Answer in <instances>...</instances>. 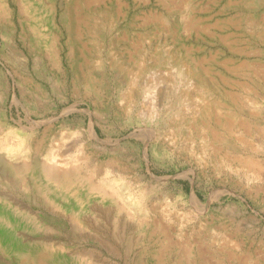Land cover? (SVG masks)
<instances>
[{
  "label": "rangeland",
  "instance_id": "1",
  "mask_svg": "<svg viewBox=\"0 0 264 264\" xmlns=\"http://www.w3.org/2000/svg\"><path fill=\"white\" fill-rule=\"evenodd\" d=\"M9 3L16 30L0 8V71L8 76L0 109L12 122L37 126L45 146L61 139L66 124L94 121L102 140L94 143L86 135L83 154L102 170L115 168L112 158L121 159L134 179L132 190L145 191L158 217L171 216L174 229L148 242L133 224L116 227L109 212L97 207L100 234L110 247L67 232L0 229V264H28L38 252L48 253V264H86L78 252L90 248L100 255L97 264H153L143 256L149 249L166 255V264H188L190 251L197 264H264V0ZM236 18L254 27L224 25ZM226 36L242 52H233ZM193 57L204 65L207 84L194 79L191 86L178 74ZM230 57L250 72L225 78L223 60ZM225 90L238 101H227L224 111L236 122L232 129L215 110L195 115L204 103L226 101ZM247 96L257 103H247ZM251 157L263 167L257 179ZM13 182L6 189L10 196L51 220L33 196L23 194V180ZM52 241L63 248L44 246Z\"/></svg>",
  "mask_w": 264,
  "mask_h": 264
},
{
  "label": "bare ground",
  "instance_id": "2",
  "mask_svg": "<svg viewBox=\"0 0 264 264\" xmlns=\"http://www.w3.org/2000/svg\"><path fill=\"white\" fill-rule=\"evenodd\" d=\"M0 8L14 32L16 26L12 19L13 9L11 8L9 0H0ZM252 22L249 19L243 20L236 18L224 23V25L227 26L232 23L231 25L235 27L244 25L246 28H249L254 27V22ZM12 38L14 42V37ZM225 38L231 44L230 47L233 52H242L239 49L241 47L235 46V40H231L229 36ZM58 39V35L55 36V41H57L55 43V56L60 65L62 59L60 48L57 46ZM223 63L225 78L227 77V73L250 72L247 70L249 68L247 65L237 64L233 57L224 58ZM178 74L191 86H195L194 79L200 84H207L204 65L197 57H193L185 67H180ZM29 79L31 82H35L31 78ZM6 82H8V76L0 71V98H2V104L7 98L8 83L6 84ZM224 84H228V82L224 80ZM38 88L39 85L36 84V89ZM44 91L47 92V89ZM149 91L150 89H147L145 91L146 94ZM221 93L226 101H215L207 106L204 103L202 107L195 111V115L198 117H207L209 116L210 110H215L218 114H225L226 102L229 101L231 105L232 102L235 103L237 100L227 90ZM246 100L249 104L254 105L257 103L256 99L248 98V96ZM153 108L154 106L151 109ZM154 113L150 116V121L156 120L157 115L156 112ZM225 116L226 119L222 123H225V126L232 129L231 124L235 125L236 122L233 123L231 118L229 116L227 117V114ZM22 123L18 121L12 122L8 118L5 107L0 109V229L22 230L31 233L42 231L49 234L67 232L75 237L94 239L98 244L105 243V245L110 247V241L109 243L107 240L105 241L100 234V226L102 223H100V213L98 214L96 212V208L98 207L109 212L112 217L111 221L116 227L121 221H124L126 224H133L148 242H153L157 235L159 236L158 238L160 236L167 238L168 234L173 233L174 225L171 216L166 213L161 215L162 217H158L156 214L157 211L151 205L149 198L144 193L145 191L134 192L132 190L134 179L128 176V171L124 168L127 166L121 159L116 157L112 158L110 160V167L115 168L103 169L104 174L101 175L103 171L101 167L104 166L100 165L99 161L94 160L92 156L83 154V146L85 145L84 137L86 135H89L94 143L102 140L94 121H91L88 126H86L84 120H80V123L75 127L66 124L67 127L65 126L66 128L64 130L62 129L61 139L49 146H45L44 140L42 139L43 134L42 136L39 135L40 132L37 126L31 124L30 127H27L24 125L25 123ZM239 123L240 125L242 124L241 121ZM242 126L246 127L245 124ZM50 128L52 127L50 126ZM216 135L215 131L212 130L211 136L214 137ZM146 139L145 144L148 143ZM80 150L83 151V155L78 152ZM152 152L154 156L159 154L155 148H153ZM247 162L259 167L257 174L252 175L253 178L257 179L258 173L260 174L259 170L261 168L263 170V167H261V164L255 157L248 158ZM153 176L155 177V175ZM17 178L23 180V188L21 190L23 194L28 198L33 196L35 199L33 201L38 203L42 207V210L48 212L51 220L44 219L39 212H34L29 203H23V201H19V199L10 196L6 189L13 186V181L18 180ZM191 199L199 203V197L195 192L192 193ZM205 209H207L206 204ZM13 219H15L14 222ZM56 244L52 241L48 245L44 244V246L46 248L49 247L48 249H54V247L63 248L62 245L57 246ZM150 251L149 249L148 252H143L145 262L150 263L151 259L153 264H166V255L158 252L152 253ZM78 253L81 261H84L86 264H97L100 262L99 253L93 248ZM47 254L38 252L29 257L26 262L28 264H48ZM185 255L188 258V264H197L192 251Z\"/></svg>",
  "mask_w": 264,
  "mask_h": 264
}]
</instances>
